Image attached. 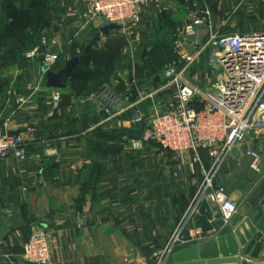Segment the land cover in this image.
<instances>
[{
    "label": "crops",
    "instance_id": "1",
    "mask_svg": "<svg viewBox=\"0 0 264 264\" xmlns=\"http://www.w3.org/2000/svg\"><path fill=\"white\" fill-rule=\"evenodd\" d=\"M48 1L53 9L51 26L41 36L48 44L45 50L60 56L76 41L89 44L100 22L89 20L84 4L80 0ZM185 3L145 0L142 21L133 36L111 31L106 39L121 37L125 42L121 51H125L150 36L159 24V14L160 19L166 14L177 26L202 17L205 10L209 14L192 37L197 45L210 26L248 34L264 30V5L254 0ZM94 43L100 45L98 39ZM122 70L119 84L136 87L134 74L126 76V69ZM28 71L0 86V126L21 134L28 150L26 162L0 157V264H27L23 246L38 229L51 232L57 240L47 264H156L201 174L192 167L188 154L179 157L150 143L133 145L130 136L136 123L130 120V109L141 102L150 112L156 102L152 94L142 97L136 87L137 96L130 101L125 91L118 93L106 85L97 94L77 97L67 85L57 89L60 100L54 107L51 94L56 90L46 87L45 80L34 81L30 65ZM107 102L112 104L109 115L102 111ZM247 149L260 153L261 171L255 176ZM263 152L264 129L247 132L216 178V185L225 186L237 203L234 215L240 216V223L254 208L251 200L257 204L264 194L258 189L264 187ZM205 225L209 227L204 229ZM189 229L199 231L198 237L177 245L161 264H209L211 259L219 262L210 264H231L227 261L232 256L230 239L220 235L206 209L190 219L184 235ZM203 244L201 250L214 255L193 257V246Z\"/></svg>",
    "mask_w": 264,
    "mask_h": 264
},
{
    "label": "built area",
    "instance_id": "2",
    "mask_svg": "<svg viewBox=\"0 0 264 264\" xmlns=\"http://www.w3.org/2000/svg\"><path fill=\"white\" fill-rule=\"evenodd\" d=\"M80 1L89 20H99L100 23L107 20L117 24L120 28L113 32L119 36H133L142 21L145 0ZM254 1L264 5V0ZM208 14L205 10L202 17L173 28L175 50L184 51L187 60L191 56L186 54L185 48L187 45L197 46L192 37ZM107 36L99 32L98 42L101 44ZM206 40L207 47L212 49L211 58L222 72L220 81L212 89H207L183 74H176L172 79L176 91L171 102L153 103L149 116L144 117L146 125L140 139L132 140L135 146L150 143L179 157L188 154L192 167L197 165L201 174L197 189L192 193L178 224L168 234L156 264H161L177 245L198 237L196 229H189L186 235L183 230L201 209L209 213L207 206H210L212 212H219L223 219L237 212V203L231 200L225 186L216 185V178L229 153L245 139L246 133L264 129V30L248 34L218 31L210 26ZM46 46L45 38H40L37 45L24 52L25 57L33 61L31 75L37 83L46 78L42 67L51 69L58 58V55L45 50ZM37 60L41 61L40 65ZM132 83L136 84L135 78ZM106 92V97L110 98V92ZM51 99L53 106L57 107L60 100L58 90L52 92ZM111 106L107 102L102 109L105 115L110 114ZM201 150L208 156L207 164L200 154ZM245 153L250 158V168L261 171L260 153L252 149L245 150ZM10 156L26 162L27 143H24L21 134L7 132L0 126V157ZM26 241L22 258L35 264H47L50 251L57 246L54 234L43 229L32 232Z\"/></svg>",
    "mask_w": 264,
    "mask_h": 264
},
{
    "label": "rangeland",
    "instance_id": "3",
    "mask_svg": "<svg viewBox=\"0 0 264 264\" xmlns=\"http://www.w3.org/2000/svg\"><path fill=\"white\" fill-rule=\"evenodd\" d=\"M7 4L13 5L18 9H21L23 7L25 9L36 11L40 13L43 18L48 19L50 12H52L53 9L51 3L48 0H0V17H2L4 15V12L7 10ZM161 20L163 24L160 26L158 25L154 29V31L150 32V36L147 39L145 38L139 41L138 43L134 44L132 47L125 51H120L119 67L114 73L115 76L111 79L113 82L108 84L112 91H116L118 89L119 81L121 80V75L123 74L122 71H124L122 69H126V76H128L127 74H133V63L139 61V55L141 50L144 47H146V49L149 48V44H151L150 42H154V39L167 38V40L173 44L172 33L173 28L176 24H174L171 18L169 20L166 14L162 15L160 21ZM113 34L115 35V33ZM120 38L121 37H115L113 40L109 38L105 39V41L102 42L100 45H97L92 41L91 43L94 45V48L104 51L106 55L110 54L116 46H118L119 50H121L125 46L124 40H121ZM206 38L207 36L204 37L202 39L203 41L198 43V45L195 47L186 46V54L191 56V59L187 60L186 57H184V51L175 50V54L179 58L178 61H173L170 64H162V66H160L157 71L151 72L150 74L146 75L144 80L136 79V87L138 91L141 92V96L145 97L150 93L154 98V102L156 101L155 103L163 104L171 102L172 97L176 91L175 85L172 83V79L176 74H183L187 79H193L200 86H203L207 89H212L214 86H216V84L220 81L222 72H220L218 66L214 63L211 58L212 49L207 47ZM81 40L76 41L71 48L67 49L62 53L56 70L61 69L58 67L62 66L65 60L68 61L71 57H73L74 54H78L80 50L84 46H86V43H88V41ZM36 59L37 58H35L34 60ZM37 61L40 65L41 61ZM30 62L33 61L27 59L25 57V54H23V57H19L17 60H15V62L13 63L10 61H0V79L2 80L1 83L7 82L11 79L12 76H20L24 72L26 73L29 69L28 65ZM56 70L53 71L57 72ZM135 111L138 112L137 114H139V116L142 115L145 118L148 117L150 114V112H148V109H146V107H144V105H142V103L140 102L139 105H136L130 109V120L131 116L135 114ZM125 131L126 129L122 130L120 135L124 134ZM261 156H263L264 158V154H261ZM250 170L252 172L251 174L255 176L257 171H253L252 169Z\"/></svg>",
    "mask_w": 264,
    "mask_h": 264
},
{
    "label": "trees",
    "instance_id": "4",
    "mask_svg": "<svg viewBox=\"0 0 264 264\" xmlns=\"http://www.w3.org/2000/svg\"><path fill=\"white\" fill-rule=\"evenodd\" d=\"M176 1L186 5L185 0ZM158 16V25L160 26V14ZM50 26L49 19L43 18L40 13L23 7L18 9L13 5L7 4V10L0 17V61L13 63L19 57H23L24 51L37 45L42 36V31L45 27ZM98 34V30H96L91 36L89 47L85 49L84 46L78 53L79 64L74 68L71 80L68 83V89L77 97H87L90 94L99 93L101 89L110 84L111 79L115 76L116 69L119 67L121 50H119L118 46L110 54L106 55L104 51L93 47L91 41L95 42ZM110 39L113 40L114 38ZM150 43L149 48L146 49L144 47L141 50L139 61L132 65L134 78L137 80H144L146 75L157 71L162 64H170L179 60L175 54V47L167 38L154 39V42ZM60 58L61 55L58 56L57 62L51 67V70H56ZM66 61L58 68H62ZM29 65L31 68L33 67L32 62ZM1 82L2 80L0 79V86L3 84ZM135 88L127 87L120 83L116 91L118 93L125 91L130 101H133L137 96ZM200 154L207 164V154L202 150ZM196 169H198L197 165ZM209 225H205L204 229H207Z\"/></svg>",
    "mask_w": 264,
    "mask_h": 264
},
{
    "label": "water",
    "instance_id": "5",
    "mask_svg": "<svg viewBox=\"0 0 264 264\" xmlns=\"http://www.w3.org/2000/svg\"><path fill=\"white\" fill-rule=\"evenodd\" d=\"M98 30L101 34H108L111 30H117L120 28L115 23L108 22L107 20H103L102 23L98 25ZM89 45L87 44L85 49H87ZM79 64V55L74 54L65 65L54 72L50 68L47 69L46 66H43L42 69L45 70V86L51 89H64L68 85L71 80V74L74 68ZM127 105V103H125ZM131 120L136 123V130L130 136L132 140H139L141 137V133L146 125L144 118L139 117L137 113L131 116ZM260 192L264 193V187L260 186ZM257 191L254 192L253 195L258 194ZM254 208L249 212L246 220L244 222H239V215L232 214L230 217L223 219L219 212H212L210 206L209 215L212 216L213 224L220 229L221 236H227L230 240L232 250L230 251L232 256L227 260L231 264H256V261H261L264 263V194L258 201L259 203L253 202ZM214 244V241L209 244ZM206 244L193 246L192 251L190 253H194L193 257L197 259L199 256L206 257L214 255L213 252H203L201 249L205 247ZM183 256L185 259H189L187 257L189 253L184 252ZM27 264H35L33 262L26 261ZM202 263V261H198ZM212 263H216L214 259L209 261ZM260 264V263H259Z\"/></svg>",
    "mask_w": 264,
    "mask_h": 264
}]
</instances>
